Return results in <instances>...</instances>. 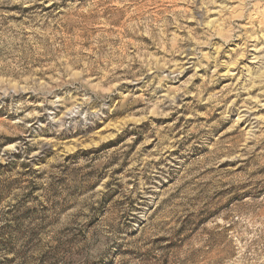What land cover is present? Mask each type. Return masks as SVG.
Segmentation results:
<instances>
[{"label": "rangeland", "instance_id": "1", "mask_svg": "<svg viewBox=\"0 0 264 264\" xmlns=\"http://www.w3.org/2000/svg\"><path fill=\"white\" fill-rule=\"evenodd\" d=\"M0 264H264V0H0Z\"/></svg>", "mask_w": 264, "mask_h": 264}]
</instances>
